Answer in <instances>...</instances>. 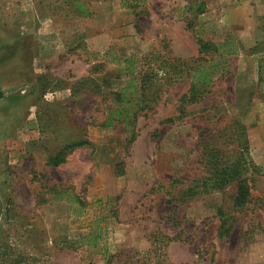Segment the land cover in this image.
I'll return each instance as SVG.
<instances>
[{
    "label": "rangeland",
    "instance_id": "1",
    "mask_svg": "<svg viewBox=\"0 0 264 264\" xmlns=\"http://www.w3.org/2000/svg\"><path fill=\"white\" fill-rule=\"evenodd\" d=\"M201 66L213 82L183 104ZM0 88V264H105L153 241L169 264H264V0H0ZM124 88L129 120L104 127ZM211 160L245 165L248 206L238 181L204 191ZM96 219L99 247L80 245Z\"/></svg>",
    "mask_w": 264,
    "mask_h": 264
},
{
    "label": "trees",
    "instance_id": "2",
    "mask_svg": "<svg viewBox=\"0 0 264 264\" xmlns=\"http://www.w3.org/2000/svg\"><path fill=\"white\" fill-rule=\"evenodd\" d=\"M187 9H188V13H192L194 15V11H195L197 15H202L206 11V4L204 2H200V3L195 2L193 4L191 3L187 6ZM85 13L86 15L89 14L88 12H85ZM190 25L192 26V22L191 23L189 22V27ZM193 32L197 35L196 30H194ZM197 41L200 46V53L203 55H206L209 53L215 54L220 51L219 50L220 48L217 45L209 43V42H205L203 38L199 37L198 35H197ZM150 55H148L147 58L155 59L153 54L152 56ZM131 60H128L127 66H125L122 73L128 74V73L133 72L136 69L138 61L134 59H131ZM207 70L208 68L202 67V66L194 70L195 71L194 73L192 69L190 68L185 70V72L189 74L190 77H192V86H191V90L183 97L182 99L183 104L195 103L202 99L201 95L204 92L201 89H203L204 87L203 85L204 84L210 85L213 82L212 77L214 76V72H208ZM191 73H193V75ZM2 96H3V93L1 92V88H0V98H2ZM132 96L133 94L132 95L129 94L127 88H124L121 91L119 90L118 92L115 93V100L117 103H121V106L107 116L103 124L104 127H112L116 123L121 124L129 120L128 113L131 110H129L126 106H123V104L125 101L130 103L132 101ZM84 143H87V142H80L77 145H84ZM63 162L64 160H62L60 156L53 158L49 161V163L53 166H58ZM209 167H210V173L212 174V177L209 180L211 181L214 180L215 183L212 186H206L204 188L205 192L223 189L228 184L238 181L237 182V196L234 202V206L243 209L244 207L248 206L252 202L251 186L249 185L248 180H236L235 179V176H237L240 172L239 170L244 168L245 165H242L239 161L235 165H233V167H231V166H226L223 163H219L217 162V160L215 161L211 160ZM209 180L208 178L206 179V181H209ZM51 190H53L56 194H61L63 192H66V193L69 192L70 188L63 190L62 187L58 188L56 186H53ZM76 200L81 207L76 212L81 213L87 207V203L81 200V198L79 197H76ZM259 201H263V204L261 205L260 208H264V199H259ZM220 213H223V212L220 211ZM93 222H95V226L94 225L91 226V228L88 230V233L82 235V237L80 238L81 239L80 245H87L89 247L97 249L99 247V242L103 239L102 238L103 237V227L100 225H96V223H98L99 220L96 219ZM156 244L157 242L153 241L151 243V249H149L147 252H142L139 250H124L118 254L110 255L108 251L105 250L104 252L106 256L105 264H117V263L119 264H169L166 253L161 252V250L155 246Z\"/></svg>",
    "mask_w": 264,
    "mask_h": 264
}]
</instances>
